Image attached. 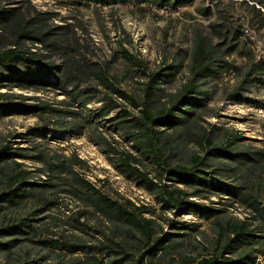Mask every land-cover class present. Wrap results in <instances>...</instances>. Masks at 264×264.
Returning a JSON list of instances; mask_svg holds the SVG:
<instances>
[{
    "label": "rangeland",
    "instance_id": "obj_1",
    "mask_svg": "<svg viewBox=\"0 0 264 264\" xmlns=\"http://www.w3.org/2000/svg\"><path fill=\"white\" fill-rule=\"evenodd\" d=\"M0 5L16 9L27 20L39 19L44 30L52 31L59 42V48H54L48 43L49 36L44 41L23 39L18 45L10 33L0 28V48L16 46L24 50L26 56L38 60L32 66L45 77L44 82L33 80L10 86L15 81L0 75V92L13 95L14 101L49 107L31 113L0 110V147L8 145L13 147L11 150L20 148L23 150L16 151L41 156L18 160L22 170L34 173L36 181L50 179L38 170L45 168V160L58 163L62 159L72 171L104 191L148 206L168 219L195 222L212 236L209 220L162 209L145 183L122 172L118 156L123 153L136 157L132 164L140 171L153 181L169 183L159 175L165 171L137 143L142 107L133 101L143 102L146 84L158 73L160 101L170 105L189 77L198 34L211 38L216 46L212 55L215 72L207 80L197 81L196 89L204 92L197 95L202 101L194 108L193 118L203 129L214 126L219 136L239 137L233 140L239 147L264 150V0H193L178 9L161 7L156 0L109 4L94 0H0ZM0 72L9 70L2 67ZM64 74L70 80L60 81ZM70 81L78 83V89ZM121 119L127 120L118 124ZM189 145L199 148L196 140L189 141ZM205 171L208 177L252 190L264 205V158L237 175L223 167ZM64 175L67 187L72 189L76 184L73 174L67 171ZM196 200L217 207L225 199L211 194L209 199ZM40 201L49 202L50 209L36 216H48L44 220L51 224L45 227L43 221L35 223L34 235L25 236L28 245L39 239H60L69 233L74 228L67 221L77 224L73 220L83 208L73 192L53 199L42 197L39 189H34L9 216H25L31 206L42 205ZM227 210L239 219L251 215L238 200ZM91 224L86 230L97 235ZM164 230H170L167 222ZM255 251L256 264H264V246H256ZM0 264H11L1 250Z\"/></svg>",
    "mask_w": 264,
    "mask_h": 264
},
{
    "label": "trees",
    "instance_id": "obj_2",
    "mask_svg": "<svg viewBox=\"0 0 264 264\" xmlns=\"http://www.w3.org/2000/svg\"><path fill=\"white\" fill-rule=\"evenodd\" d=\"M94 1L109 4L124 0ZM156 2L161 7L178 9L193 0ZM0 28L10 33L13 42L18 45L23 39L44 41L50 36L48 43L59 48L57 38H53L52 31L44 30L39 19L34 22L27 20L14 8L0 5ZM215 49L211 38L202 34L195 37L189 77L179 93L171 98L170 105L160 101L158 73L153 74L146 84L143 102L133 101L135 106L142 107L138 124L141 136L137 143L165 171L159 175L169 183L149 178L147 173L132 164L137 161L132 155L121 153L117 164L126 176L145 183V187L159 199L162 209L172 210L179 215L196 214L209 220L212 236L200 230L195 222L168 219L155 214L148 206L104 191L72 171L62 159L58 163L45 160V168L38 170L47 173L50 179L36 181L34 173L22 170L18 161L32 155L16 151L23 150L20 148L11 150L13 147L1 145L0 250L5 261L11 264H256V246H264V205L252 190L208 177L205 168L223 167L234 175L241 174L247 166L263 160L264 150L239 147L233 141L239 137L219 136L214 126L203 129L193 118L194 108L202 101L197 95L204 92L196 89L197 81L207 80L214 74L212 55ZM36 62V58L26 56L25 51L16 46L5 50L0 48V69L5 67L9 70L8 73L0 72V75L2 79L15 81L10 86L44 82L42 71L32 66ZM67 80H70L68 75L60 77V81ZM71 82L69 84L78 89V83ZM153 89L155 93L152 95ZM118 92L130 98L128 94ZM13 97L0 92L2 112L31 113L37 108H49L47 105L14 101ZM111 108L105 111V115ZM125 120L121 119L118 124H123ZM191 140H196L199 148L190 147ZM67 171L73 174L76 181L72 189L67 187L69 184L65 181ZM34 189H39L42 197L53 199L59 194L73 192L83 208L77 211L79 217L73 220L77 224L67 222L84 234L73 229L61 235L60 239H39L34 245L25 244L24 241L28 240L25 236L34 235L37 230L35 223L43 221L41 224L45 227L51 224L44 220L48 216H36L50 209L49 202L42 204L40 201L42 205L31 206L25 216H9ZM211 194L225 199L222 205L211 207L196 200L209 199ZM234 200L243 203L251 215L243 219L231 216L227 206H232ZM81 218L85 221H81ZM91 221L97 235L86 230ZM166 222L170 228L167 231L164 230ZM78 254H83V257L79 258Z\"/></svg>",
    "mask_w": 264,
    "mask_h": 264
}]
</instances>
